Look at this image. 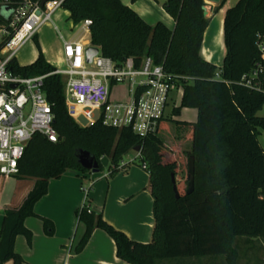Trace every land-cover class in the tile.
Listing matches in <instances>:
<instances>
[{
	"label": "trees",
	"instance_id": "16d2710c",
	"mask_svg": "<svg viewBox=\"0 0 264 264\" xmlns=\"http://www.w3.org/2000/svg\"><path fill=\"white\" fill-rule=\"evenodd\" d=\"M10 1L16 4L20 0ZM226 1L221 0L215 11ZM205 5V0H164V9L175 20L171 29L162 21L146 22L121 0L63 1V8L71 12L76 24L92 20V44L103 55L118 63L133 57L138 64L150 55L168 71L193 77L192 81H182L180 106L198 111L188 133L190 156L195 161L193 190L188 192L189 187L184 188L176 179V197L172 174L177 177L180 163L159 133L144 138L129 127H114L101 120L80 125L69 112L62 75L50 74L45 91L55 114L58 138L51 141L36 133L19 160L14 197L4 207L0 264L8 260L23 264L15 240L22 234L32 242L33 233L25 219L38 216L34 207L48 192L50 180L69 170L90 172L79 163L82 152L99 161L101 170L105 168L101 159L107 156L106 168L113 176L123 170L119 166L125 155L137 146V164L147 165L154 198L151 241L129 238L87 201L75 212L77 221L85 224L78 252L100 228L115 240L118 257L131 264H168L164 262L167 259L204 256H224L227 264H235L239 238H264V148L258 139V128L264 129V116L258 115L264 106V0H238L227 9L221 68L200 52L210 22L204 14ZM38 49L34 62L21 65L13 61L12 70L26 76L54 71L55 66ZM254 71L257 77L252 76ZM6 178L0 174V194ZM42 220L46 232L53 234V222L45 217Z\"/></svg>",
	"mask_w": 264,
	"mask_h": 264
},
{
	"label": "built area",
	"instance_id": "2783aa9c",
	"mask_svg": "<svg viewBox=\"0 0 264 264\" xmlns=\"http://www.w3.org/2000/svg\"><path fill=\"white\" fill-rule=\"evenodd\" d=\"M63 1L51 0L41 6L35 0H20L16 4L0 0V174L5 176L19 173V160L36 133L57 141L55 114L45 91V79L50 74L62 75L69 112L77 120V113L71 112L72 105L83 109L88 124L101 120L106 125L129 127L144 138L159 133L173 87L183 80H193L192 76L168 71L150 55L139 64L133 57L118 63L100 49L88 63L87 45L81 39L63 35L64 60L54 71L30 76L13 71L10 64L17 61L18 52L43 25L53 20L63 8ZM91 24V19H84L78 26L88 30ZM252 76L257 77L258 72L254 71ZM118 84L126 87L124 99H112V88ZM246 84L250 82L246 80ZM139 156L140 150L136 151V158ZM126 165L122 161L119 169ZM142 167L147 169L146 164ZM104 176H110V171ZM89 188L84 190L88 192Z\"/></svg>",
	"mask_w": 264,
	"mask_h": 264
},
{
	"label": "crops",
	"instance_id": "0c3cea01",
	"mask_svg": "<svg viewBox=\"0 0 264 264\" xmlns=\"http://www.w3.org/2000/svg\"><path fill=\"white\" fill-rule=\"evenodd\" d=\"M121 1L133 8L148 23L162 21L171 29L175 26V20L164 9L163 2L156 0L159 4L157 5L153 1L152 4L155 6L153 7L150 0ZM237 1L227 0L222 8L215 11L220 3L205 0L210 22L205 30L200 52L207 61L215 65L221 61L223 64L226 51L224 18L227 9ZM155 13L157 16H154ZM217 15H221L222 26L220 24L216 32L211 30L210 26L212 21L218 18ZM51 23L59 36L42 35L41 28L34 39L38 41L44 57L52 65L63 64L61 35L81 39L87 47L93 45L90 28L81 29L79 23L76 24L72 20L69 10L62 8L57 11ZM39 53V49H36L37 58ZM191 110H194L193 116L185 118L184 111ZM180 114L182 117L178 120L187 121L189 124L198 119V111L195 108L184 107ZM135 159L136 151L133 158L124 160L127 163L126 168L113 176L69 170L61 178L50 180L48 192L35 204L34 209L38 216H29L25 219L26 227L33 233L32 242L29 243L22 234L15 240V250L22 256L23 264H131L118 257L115 240L100 228L93 231L85 248L78 252L76 247L85 232V224L77 221L75 212L88 201L94 211L101 212L107 222L123 231L129 238L144 243L150 242L154 226V198L149 189V172L136 164ZM16 186L17 177L7 176L0 194V232L5 214L4 207L12 202ZM86 186L90 187L88 192L84 190ZM42 217L53 222V234L49 235L46 232ZM4 264L16 263L14 260H8Z\"/></svg>",
	"mask_w": 264,
	"mask_h": 264
},
{
	"label": "rangeland",
	"instance_id": "374dc122",
	"mask_svg": "<svg viewBox=\"0 0 264 264\" xmlns=\"http://www.w3.org/2000/svg\"><path fill=\"white\" fill-rule=\"evenodd\" d=\"M158 4L156 0H150V3ZM160 3H162L164 0H158ZM217 4L221 2V0H213ZM153 5V4H152ZM156 5V6H157ZM153 7H155L153 5ZM209 16V9H207ZM214 12V10H213ZM154 16H157V13L154 14ZM218 18L212 21L211 24V30L217 32L219 29V26L221 24V15H217ZM42 35L45 34L47 36L52 37L54 34L58 35V32L53 28V24L51 22L47 23L42 27ZM48 31H50L48 33ZM62 31V30H61ZM76 32L77 29H74ZM40 32V31H39ZM63 32V31H62ZM46 36V37H47ZM39 43L35 39H32L31 41L27 42L24 47L18 52L17 55V61L21 65H26L32 63L36 58V49L38 50ZM219 68L222 65V61L220 63L216 64ZM183 94V85L182 83L176 84L170 95V102L167 108V117L164 120L163 128L159 131V135L162 136L163 141L167 147V149L178 158L179 160V171L178 175L176 177L178 183H181L184 188L188 187V163H189V157L190 152L192 151V140L188 137V133L190 131V124L187 121H181L178 120L180 117H182L181 113V98ZM67 97V96H66ZM126 98V87L124 84H118L116 86H113L112 88V99H124ZM68 101V98H67ZM68 107L69 102H68ZM184 108V107H183ZM180 109V112H177V110ZM193 111L191 112H185L184 116L185 118H189V116H193ZM71 112L73 114L77 113V116L79 120H77L75 117L74 119L82 126H86L87 119L84 117L83 109L78 108L77 106H71ZM71 114V113H70ZM258 115L264 116V106L262 109L258 112ZM176 119V120H175ZM258 139L261 143V145L264 148V129L262 127L258 128ZM135 156V151L131 150L127 155H125L124 160H129ZM134 162L137 164L138 158L134 160ZM107 171V168L105 167L103 170H101L98 173H105ZM236 245L238 248V256L235 261V264H264V238H258L254 240H247L246 238H239L236 241ZM218 258H215L213 256H204V257H197V258H178V259H167L164 262H168V264H175L174 261H181L177 264H227L225 261L224 256H217ZM224 261V262H223Z\"/></svg>",
	"mask_w": 264,
	"mask_h": 264
},
{
	"label": "water",
	"instance_id": "95a60500",
	"mask_svg": "<svg viewBox=\"0 0 264 264\" xmlns=\"http://www.w3.org/2000/svg\"><path fill=\"white\" fill-rule=\"evenodd\" d=\"M51 1V0H41V6H44L46 2ZM204 14L205 16L208 15V11L207 8L204 6ZM100 48L98 46L95 45H89L86 48V60L88 63H91L93 58L99 53ZM15 85H13L14 87ZM133 150L135 151H139L140 147L137 146L135 147ZM79 163L87 170L93 172V173H98L101 171V165L99 163V161L95 160L93 157H90L88 154L86 153H81L79 155ZM101 164L104 167H107L109 164V158L107 156H104L101 159ZM194 168H195V161H194V157L190 156L189 157V163H188V179H189V183H188V192H191L193 190V181H194ZM172 182H173V189L176 193V197H179V191H178V187H177V182H176V178L175 175L172 174Z\"/></svg>",
	"mask_w": 264,
	"mask_h": 264
},
{
	"label": "bare ground",
	"instance_id": "6f19581e",
	"mask_svg": "<svg viewBox=\"0 0 264 264\" xmlns=\"http://www.w3.org/2000/svg\"><path fill=\"white\" fill-rule=\"evenodd\" d=\"M60 66V65H59ZM72 106H76V105H72Z\"/></svg>",
	"mask_w": 264,
	"mask_h": 264
}]
</instances>
